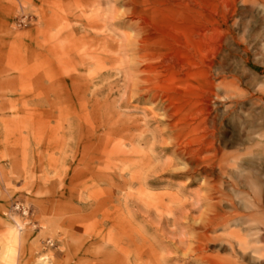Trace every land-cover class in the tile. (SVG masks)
I'll return each instance as SVG.
<instances>
[{
  "label": "rangeland",
  "instance_id": "rangeland-1",
  "mask_svg": "<svg viewBox=\"0 0 264 264\" xmlns=\"http://www.w3.org/2000/svg\"><path fill=\"white\" fill-rule=\"evenodd\" d=\"M248 183L264 0H0V264H186Z\"/></svg>",
  "mask_w": 264,
  "mask_h": 264
},
{
  "label": "bare ground",
  "instance_id": "bare-ground-1",
  "mask_svg": "<svg viewBox=\"0 0 264 264\" xmlns=\"http://www.w3.org/2000/svg\"><path fill=\"white\" fill-rule=\"evenodd\" d=\"M228 161H232L237 168L241 164L239 160ZM237 175L243 177V171L237 172ZM247 186L250 194L237 192L235 201L216 198L207 213L201 212L197 226L187 224L194 235L192 242L189 241L192 238L188 240L191 246L185 248L187 252L185 250L183 254L186 264H264V222L260 220L264 214V202L261 203L262 194L252 183ZM209 198L213 199V196ZM246 213L248 215H244ZM209 250L212 253H208Z\"/></svg>",
  "mask_w": 264,
  "mask_h": 264
}]
</instances>
